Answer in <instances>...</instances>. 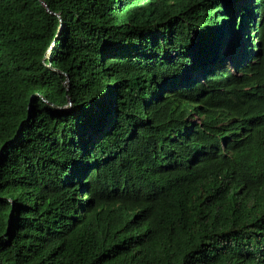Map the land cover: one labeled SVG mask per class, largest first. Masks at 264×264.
<instances>
[{
  "label": "trees",
  "instance_id": "16d2710c",
  "mask_svg": "<svg viewBox=\"0 0 264 264\" xmlns=\"http://www.w3.org/2000/svg\"><path fill=\"white\" fill-rule=\"evenodd\" d=\"M0 264H264V0H0Z\"/></svg>",
  "mask_w": 264,
  "mask_h": 264
},
{
  "label": "rangeland",
  "instance_id": "374dc122",
  "mask_svg": "<svg viewBox=\"0 0 264 264\" xmlns=\"http://www.w3.org/2000/svg\"><path fill=\"white\" fill-rule=\"evenodd\" d=\"M235 37V36H234ZM227 66L231 69L232 68V65H231V63L228 61V63H227Z\"/></svg>",
  "mask_w": 264,
  "mask_h": 264
}]
</instances>
